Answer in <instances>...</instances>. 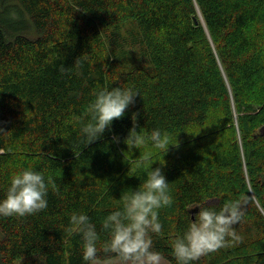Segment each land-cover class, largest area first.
<instances>
[{"label":"trees","instance_id":"trees-1","mask_svg":"<svg viewBox=\"0 0 264 264\" xmlns=\"http://www.w3.org/2000/svg\"><path fill=\"white\" fill-rule=\"evenodd\" d=\"M129 85L139 94L123 117L78 150L94 93ZM134 114L138 131L178 145L124 155ZM263 127L264 0H0V195L45 160L59 185L44 211L0 216V264H82L71 213L99 222L163 161L174 205L155 247L167 254L186 203L244 196L242 241L197 264H264Z\"/></svg>","mask_w":264,"mask_h":264},{"label":"clouds","instance_id":"clouds-1","mask_svg":"<svg viewBox=\"0 0 264 264\" xmlns=\"http://www.w3.org/2000/svg\"><path fill=\"white\" fill-rule=\"evenodd\" d=\"M81 65L78 57L72 67L61 66L58 71L70 73ZM138 94L130 85L103 86L96 91L85 116L78 121L79 137L75 147L79 150L82 145L99 139L114 119L123 117ZM123 143L128 149L124 155L130 158L133 149L162 148L164 156L169 145H178V141L175 145L169 142L167 130L161 127L138 131L135 114L133 127ZM152 164L149 162L142 174L140 185L135 190L124 191L99 222L84 210L71 213L70 230L79 238L82 264H107L111 259H119L121 264H197L202 257L235 247L242 241L238 227L234 226L245 216L246 197L216 198L222 199L218 206H206V202L213 199L209 197L192 200L179 211L178 227L169 236L167 254L156 248L154 239L165 229L161 210L171 208L174 197L162 171L164 161L160 162V167L151 168ZM48 166L50 163L45 160L42 167L30 166L11 176L0 195V216L24 218L48 208L49 195L59 190L56 177L45 171ZM193 208L199 209L194 220L188 214Z\"/></svg>","mask_w":264,"mask_h":264},{"label":"rangeland","instance_id":"rangeland-1","mask_svg":"<svg viewBox=\"0 0 264 264\" xmlns=\"http://www.w3.org/2000/svg\"><path fill=\"white\" fill-rule=\"evenodd\" d=\"M107 264H121V262L119 261V259H111L107 261Z\"/></svg>","mask_w":264,"mask_h":264},{"label":"water","instance_id":"water-1","mask_svg":"<svg viewBox=\"0 0 264 264\" xmlns=\"http://www.w3.org/2000/svg\"><path fill=\"white\" fill-rule=\"evenodd\" d=\"M199 21L201 22L202 26L205 28L204 23H203V21H202L200 15H199ZM196 23H198V22L196 21ZM260 133H261V134H264V127L261 128Z\"/></svg>","mask_w":264,"mask_h":264}]
</instances>
